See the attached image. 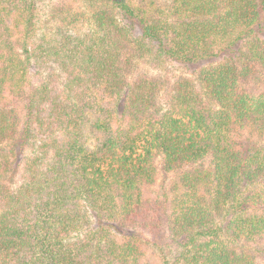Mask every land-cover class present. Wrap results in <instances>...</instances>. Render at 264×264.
<instances>
[{"label": "trees", "instance_id": "obj_1", "mask_svg": "<svg viewBox=\"0 0 264 264\" xmlns=\"http://www.w3.org/2000/svg\"><path fill=\"white\" fill-rule=\"evenodd\" d=\"M40 1L0 0V264H264V0Z\"/></svg>", "mask_w": 264, "mask_h": 264}, {"label": "rangeland", "instance_id": "obj_2", "mask_svg": "<svg viewBox=\"0 0 264 264\" xmlns=\"http://www.w3.org/2000/svg\"><path fill=\"white\" fill-rule=\"evenodd\" d=\"M71 2L70 0H43L39 3V12L42 14V20L48 14V10L52 8L53 5L58 3L65 4ZM75 9H79L78 4L73 3ZM144 69L146 72L151 75L159 78L161 80L159 86L156 87V101L161 108H167L172 102L174 92L178 86V82L183 81L185 78L191 79L195 84L198 82V77L200 73L201 66H185L174 61L165 60L161 63H151L145 64ZM60 69L53 66H38L35 65L30 69V78L34 83L38 84L39 78L44 80L48 76V73L54 72L57 76ZM40 74V76H38ZM134 75V73H133ZM38 76V77H37ZM135 76V75H134ZM133 77V76H132ZM27 95L25 94L20 100L16 103L18 110L22 116L25 111V106L27 103ZM18 162V161H17ZM20 165L15 167L11 175H9V180L11 183L18 182L20 178Z\"/></svg>", "mask_w": 264, "mask_h": 264}]
</instances>
